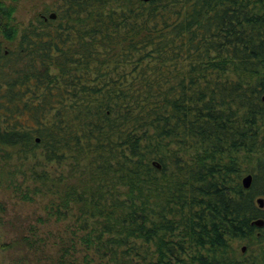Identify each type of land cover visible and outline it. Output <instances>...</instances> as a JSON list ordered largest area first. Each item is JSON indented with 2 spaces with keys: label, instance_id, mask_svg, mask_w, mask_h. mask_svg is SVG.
I'll list each match as a JSON object with an SVG mask.
<instances>
[{
  "label": "trees",
  "instance_id": "obj_1",
  "mask_svg": "<svg viewBox=\"0 0 264 264\" xmlns=\"http://www.w3.org/2000/svg\"><path fill=\"white\" fill-rule=\"evenodd\" d=\"M18 2L0 0L3 247L264 264V0H40L25 24Z\"/></svg>",
  "mask_w": 264,
  "mask_h": 264
},
{
  "label": "rangeland",
  "instance_id": "obj_2",
  "mask_svg": "<svg viewBox=\"0 0 264 264\" xmlns=\"http://www.w3.org/2000/svg\"><path fill=\"white\" fill-rule=\"evenodd\" d=\"M54 1L55 0H42L45 6L51 4ZM38 2H40V0H19L18 7L15 12L16 18L20 20L22 24L28 22L33 13L32 11H30V4H32L33 6H39ZM0 186H3V184H0ZM4 192V190L0 189V200H2V198L5 199V197L7 196ZM34 210L36 213H41L38 206L21 203L13 199H9L6 204V211L9 214H20L21 217L29 216ZM58 225L60 226V224ZM8 238L9 236H6L5 229L0 226V264H27L26 261L25 263L23 260H19V258H16L15 255L11 253L9 247H3L4 244H7Z\"/></svg>",
  "mask_w": 264,
  "mask_h": 264
},
{
  "label": "water",
  "instance_id": "obj_3",
  "mask_svg": "<svg viewBox=\"0 0 264 264\" xmlns=\"http://www.w3.org/2000/svg\"><path fill=\"white\" fill-rule=\"evenodd\" d=\"M142 2H147L149 0H140ZM49 18H54V14L53 13H49L48 14ZM154 166H157L155 163H153ZM250 184V175H245L242 179H241V185L244 189L248 188ZM256 205L258 206V208H262L263 206V199L262 198H257L255 200ZM252 224L260 227L262 225V220L261 219H256L252 221ZM241 251H243V247L241 248Z\"/></svg>",
  "mask_w": 264,
  "mask_h": 264
}]
</instances>
